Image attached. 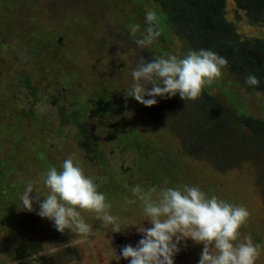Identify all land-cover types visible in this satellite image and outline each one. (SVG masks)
Here are the masks:
<instances>
[{
  "label": "rangeland",
  "instance_id": "374dc122",
  "mask_svg": "<svg viewBox=\"0 0 264 264\" xmlns=\"http://www.w3.org/2000/svg\"><path fill=\"white\" fill-rule=\"evenodd\" d=\"M21 1H23V7L30 8L28 14L23 13L26 18L31 17L28 18L27 25L24 27L31 28L34 34V37H31L33 40L39 38L38 40L42 39L52 43L58 35L65 41L63 47L71 49L78 72V75L74 72L72 77H79L78 82L82 87V92L84 85L89 84L90 78H97L98 82L113 79L115 93L119 94L120 105L122 104L127 109L140 110L143 103V97L140 96L144 91L143 79L148 80L153 87L158 80L164 95L170 98V101L163 104L166 109L165 112L163 111L165 122L169 123L171 119L177 118L186 125L193 112L195 116L199 114L197 109L194 110L193 97L187 93L180 95L181 84L187 75V65L182 62L183 53H185L182 47L184 41L178 36L170 49L165 47L168 44L156 46L153 43L149 44L148 41L144 43L139 39L131 38L128 35L131 34L129 31L132 30L131 26H128L129 29L124 34L118 27V25L122 27L132 17L135 20L136 14L145 20L146 16L140 12L142 8L153 17L155 11L159 10L157 5L147 2L140 4L137 0ZM227 3V16L236 23L238 32L243 37L264 36V27L252 24L244 13H241L240 17L232 0H227ZM11 4L12 0H0V17L4 18V12L8 11L7 7H15L8 6ZM9 9L12 10V8ZM139 28L144 27L139 23L136 29ZM144 31L145 29H139L141 35ZM148 44L153 54L167 51L163 73L158 66L154 65L158 63L155 57L149 59L150 54L145 49V45ZM7 48L10 46L7 45ZM95 48L99 49L96 51H100L102 58L94 66L90 65L89 58ZM7 51L9 54L14 53V50ZM29 54L32 55L31 49ZM3 55H0L2 64L5 63ZM30 55L25 52L21 53L23 69L32 78L34 84L40 86V100L32 105L34 100L25 98V94L17 91L19 89L17 83L10 86V91H16L18 94V106L22 110H28L33 106L35 112L38 113L37 117H27L23 123V125L27 124L28 130L31 131L30 135H33L34 139L30 137L29 143H24L28 148L23 149L20 156H30L29 153L35 146L33 143L41 142L45 145V151L50 160L57 164L60 163L58 175L66 172L65 175L69 178L68 171H83L85 175L93 178V174H101L103 170L101 160L96 157L87 159V152L77 144L74 129L67 126L61 127L59 108H57L59 104L50 106L46 102L50 94L48 84L51 80V86L55 85L54 88L60 90L63 86L61 75L58 72L50 75L45 72L44 62L49 57L31 59ZM51 55L55 63L49 62L50 66L63 62L66 67L64 60L56 54ZM111 67L118 68L120 74L115 73L114 77L106 74V70ZM1 71L4 75L6 74V77L2 76V78L7 85L10 84L11 79L7 77L9 73L3 69ZM229 78L228 76L226 79ZM234 81L241 89L239 82L235 79ZM54 94L57 96V93ZM241 95L248 112L264 119V92L248 93L242 88ZM57 98L61 99V97ZM159 109L162 111L161 108H156L154 113H157ZM144 111L140 113L148 122L156 118V116H151L153 113L151 107L150 110ZM144 113H149L150 119ZM218 116L219 114L214 111L209 119H217ZM42 120H45L47 125H44ZM174 123L179 122L176 120ZM213 126H215V133L212 138L215 140L210 153L206 154L217 158L220 150L229 154L228 149L230 148L233 156L236 155L237 150L241 151L239 156H230L223 162L208 158L204 153L199 152V144L192 138L193 134L185 131V126L183 127L184 132H174V143L178 146L183 145V149L189 148L186 154L188 156L185 157L187 164L183 159L182 166L191 168V171L195 170L197 180L190 181L188 185L184 184L186 187H179L181 191H177L176 196L173 197L169 195V188L165 184L142 188L130 187L114 198H110L112 193L104 194L101 198L97 197L102 202L113 200L108 206L104 202V205L99 206L91 200V206L85 207L84 202L82 208L79 209L73 205L75 200L70 199L73 193L69 195V191L55 184L53 177L51 178L42 169H33L34 165L40 167L39 161L27 166L13 165L10 167L8 165L3 173L10 172L12 177L9 179L10 182L12 179H19L23 180L22 185L28 184V191L33 198L32 202L35 200L33 204L30 203L31 208H35L36 203L41 204L42 202L43 208L45 205V209L40 210L41 215L35 226L31 227L33 229L30 233L38 237L36 242L39 246L32 247L33 243L26 244L27 248L23 247L22 253L28 250L30 253L26 256L20 253L22 257L19 263L264 264V129L251 132L247 128L236 127L232 131L230 127L225 126L224 131L221 130L220 122H215ZM153 127L159 132H164L167 128L164 123H156ZM60 129H63L62 135L59 134ZM228 130L234 132L232 140L225 138ZM98 136L105 144L106 140L103 139V135ZM200 139L209 140L204 135ZM5 146L6 141L1 142L0 140V156ZM104 148L103 157L108 159L111 153L106 144ZM32 156L33 154L29 158L34 160ZM128 156L121 154V161L128 159ZM113 159L110 158V160ZM109 170L113 172L116 179H112L111 174L105 182L108 184L113 182L117 185L118 181L121 182L119 179L122 180L120 170L117 167H110ZM43 179H46L45 186H43ZM197 181L200 182V188L195 185ZM99 183L103 185L101 179L98 180ZM37 193L38 195L43 193L45 197L43 200L47 201V206L43 200L41 202L37 200ZM212 193L218 196L213 199V202L220 199L217 204L211 205V201L206 197ZM77 197L81 199L80 195ZM224 202L238 210L236 219L239 221L237 220L238 223L233 226L230 223L232 221L227 222L223 216ZM15 216H18L17 213L13 215ZM53 217L58 220L53 223L57 224V228L53 227L50 221ZM11 222L6 221L0 229H11ZM29 223L20 227L24 229V235L29 229L26 227ZM234 229L238 230L234 231ZM55 234L62 237L58 241L62 242L66 239L69 246L58 247L59 242L55 239ZM6 237L5 234H0V240ZM0 248L6 251L17 249L14 246L7 248L0 246ZM62 249L66 250L60 251ZM1 259L3 255H0Z\"/></svg>",
  "mask_w": 264,
  "mask_h": 264
},
{
  "label": "trees",
  "instance_id": "16d2710c",
  "mask_svg": "<svg viewBox=\"0 0 264 264\" xmlns=\"http://www.w3.org/2000/svg\"><path fill=\"white\" fill-rule=\"evenodd\" d=\"M137 1L140 4L153 3L159 7V10H156L152 17L142 8L140 12L146 16L145 20L136 14L135 20L132 17L122 27L118 25L122 34L127 33L128 26H131L132 30H129L131 34H128L131 38L139 39L144 43L148 41L149 44L153 43L156 46L168 44L165 47L170 49L172 44L177 41L178 36L184 41L182 47L185 49V53H183L182 62L187 65V70L185 68L187 75L181 84L180 95L187 93L192 96L194 110L197 109L199 112L197 116L193 112L186 125L177 118L171 119L169 123L165 122L164 110L166 109L163 104L170 101V98L164 95L158 80L153 87L148 80L143 79L144 91L140 94L143 97V103L140 110L127 109L122 104L120 105L119 94L115 93L113 79L98 82L97 78H90L89 84L84 85L82 92V87L78 82L79 77H72L74 72L77 75L78 72L71 49L63 47L65 41L58 35L55 36L56 39L52 43L42 39L38 40L39 38L33 40L31 37H34V34L31 28L24 27L27 25L28 18L31 17L26 18L23 14H28L30 9L23 7V1L12 0V4L8 6L15 7H7L8 11L4 12V18L0 17V55L4 54L3 56H5L3 57L4 64L0 59V140L1 142L2 140L6 141L5 150L1 152L0 156V226L4 225L6 221H12L11 229H0V234L7 236L0 240V246L4 248L17 247L15 251L13 249L6 251L0 248V255H3L0 264H21L19 260L22 257L20 253H22L23 247L27 248L26 244L30 243H33L32 247L39 246L36 242L38 237L30 235V233L33 229L31 227L35 226L41 215L40 210L45 209V205L43 208L41 202L45 198L43 193L36 194L37 200L41 204L36 203L37 205H33L35 208H31L30 203L33 204L35 200L32 202L33 198L28 191V184L22 185L23 180L19 179H12L10 182L9 179L12 178L10 172H6L7 175L3 173L8 165L10 167L13 165L27 166L39 161L40 167L34 165L33 169H42L51 178L53 177L55 184H59L63 190L69 191V195L73 193L70 199L75 200L73 205L79 209L82 208L84 202L85 207L91 206V200H94L99 206L104 204L108 206L113 200L110 202L103 200V204L98 198L109 193H112V197H109L114 198L130 187L142 188L143 186L152 187L165 184L169 188V195L173 197L176 196L177 191H181L179 187H186L190 181L197 180L195 170L191 171V168L182 166L183 159L187 164L185 157L188 156L186 154L189 152V148L183 149V145L178 146L174 143V132H184L183 127L185 126V131L193 134L192 138L199 144L200 153H204L208 158L223 162L233 156L230 148L228 149L229 154L220 150L217 158L206 154L210 153L215 140L212 138L215 133V126H213L215 122H220L221 130L224 131L226 130L225 126L230 127L232 131L236 127L247 128L251 132H259L264 129V119L248 112L241 95L242 88L248 93L264 92V36L243 37L238 32L236 23L227 16V0ZM232 1L240 17L241 13H244L252 24L264 27V0ZM139 23L144 27L139 29H145L143 36L139 29H136ZM55 31L58 30L55 29ZM149 44L145 45V49L150 54L149 59L155 57L158 63L154 65L158 66L163 73V63L168 53L161 51V53L153 54ZM7 45L10 48H7ZM6 48L14 50V53L9 54ZM30 49L32 55L29 54ZM96 50L99 49L95 48V51L93 50L91 53L90 65L95 66L102 58V54H99L100 51ZM23 52L30 55L31 59L33 57L46 59L49 57L44 62L45 72L49 75L58 72L61 75L63 86L60 90L54 88L55 85L51 86V80L48 84L50 94H48L46 102L50 106L59 104L57 108H59L61 127L67 126L74 129L77 144L87 152V159L96 157L101 160V167L104 170L101 171V174H93V178L90 175H85L83 171H68L69 178L65 175L66 172L58 175L60 163L57 164L50 160L45 151V145L41 142L35 141L33 143L35 146L29 153L30 156L33 154L34 160H31L27 155L20 156L21 151L28 148L24 143H29L30 137L34 139V136L30 135L31 131L28 130L27 124L23 125V123L27 117H37L38 113L35 112L33 106L28 110H22L18 106L19 96L16 91H10V86L17 83L16 85L19 87L17 91L25 94V98L34 100L32 105L40 100V86L34 84L32 78L23 69L21 56ZM51 54H56L64 60L66 67L63 62L50 66L49 62L55 63ZM2 69L9 73L7 77L11 81L8 85L2 78V76L6 77V74L4 75L1 71ZM105 73L114 77L115 73L120 74V70L111 67ZM129 73L132 72L129 71ZM90 74L91 72L87 75L90 76ZM226 76L230 78L227 80ZM234 79L239 82L241 89L237 87ZM54 93H57V96ZM57 97H61V99ZM152 106L161 108L162 111L159 109L157 113H154L156 108ZM150 107L153 112L151 116H156V118L148 122L140 111L143 113L144 110H150ZM214 111L219 116L217 119L210 120L209 116ZM131 112L132 114H130ZM144 114L150 119L149 113ZM157 119L158 121H156ZM176 120L179 122L178 124L174 123ZM42 123L45 125L46 121L42 120ZM156 123H164L167 128L164 129V132H159L153 127ZM59 134H63V129L59 130ZM100 134L103 135V139L105 138V144L111 153L110 158H114L113 160L103 157L105 144L98 136ZM202 135L209 140L200 139ZM233 135L234 132L228 130L225 133V138L232 140ZM240 152L237 150L233 157H238ZM121 154L129 155L128 159L125 158L121 161ZM110 167H117L120 170L122 180L119 179L121 181L119 182L117 179V185L113 182L111 184L105 182V179L113 173L109 170ZM11 169L13 170V168ZM94 177L101 179L103 185L100 183L99 185V179ZM112 179H116L113 174ZM43 182V186H45L46 179H43ZM195 185L197 188L201 186L198 181ZM24 194L26 195L24 196ZM77 195H80L81 199ZM206 197L211 201V205L220 202V199L213 202V199L218 197L214 193L208 194ZM43 201L46 204L47 201ZM223 207L225 220L232 221L230 222L231 226L238 223V219H236L238 210L225 202ZM73 209L75 210V208ZM15 213L18 216L13 217ZM50 221L52 224L58 222L54 217ZM25 223H29V226L26 225L29 229L24 235V229L20 227L21 225L25 226ZM53 227L57 228V224H53ZM237 230L234 229V231ZM54 237L57 241L62 238L56 234ZM58 242V247L69 246L66 239ZM63 250L66 249L60 251ZM28 253H30L29 250L22 255L26 256Z\"/></svg>",
  "mask_w": 264,
  "mask_h": 264
}]
</instances>
